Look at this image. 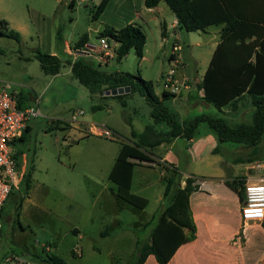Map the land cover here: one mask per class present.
I'll list each match as a JSON object with an SVG mask.
<instances>
[{"label": "rangeland", "instance_id": "rangeland-1", "mask_svg": "<svg viewBox=\"0 0 264 264\" xmlns=\"http://www.w3.org/2000/svg\"><path fill=\"white\" fill-rule=\"evenodd\" d=\"M109 1L111 6L95 20L94 12L102 0H0V22L10 23L12 30L22 35L20 41L0 36V87L22 95L24 108L34 105L30 94L40 100L41 116L29 122L31 131L22 146L28 161L26 174L31 170L30 181L25 177L14 189L12 198H18L17 203L11 201L4 206L11 214L15 230L20 229L21 222L31 227L29 241L34 243L39 258L25 253L24 261L28 264H45L49 255L63 258L66 264H133L137 257L136 241L145 234L149 223L145 224L168 202L160 200L166 189L161 169L146 166L144 162L134 165L132 185V193L146 200L144 209L122 201L109 180L122 146L138 142L139 138L132 137V130L138 133L154 125L150 105L138 93H126L122 98L92 95L69 73L67 60L72 58L62 52L59 43L63 37L74 46L87 36L92 46H98L105 39L99 37L101 33L106 28L122 27L140 11L138 7L143 0ZM163 6L173 16L165 3ZM141 17L148 21L151 14ZM136 24L147 35L148 61L139 60L132 50L121 61H111L105 69L110 73H131L152 83L158 96L165 91V75L172 67L169 59L174 46L182 47L176 54L185 63V67L177 69V77L183 80V75L190 77L196 72L200 77L222 30V26H212L206 32L180 31L177 39L173 31L170 37H163L161 27L155 22L146 24L138 19ZM109 42L115 44L111 38ZM38 53H56L62 61L60 74L46 75L36 59ZM94 65L99 66L97 62ZM166 104L175 111L172 100ZM81 111L79 123L71 125L68 121ZM253 111L250 98L246 97L236 112L231 107L220 111L212 106L204 114L223 117L230 125H236L252 123ZM91 124L112 131L114 139L91 134ZM218 146L224 151L223 160L230 163L235 157L264 163V135L253 147L234 143ZM238 148L240 152H236ZM76 229L82 234L81 239L76 238ZM102 232L107 235L102 236ZM149 240L147 235L140 241ZM3 243L10 244L7 240ZM47 243L52 246V252L41 248ZM77 246L82 252L79 256L74 254ZM0 264L7 263L1 260Z\"/></svg>", "mask_w": 264, "mask_h": 264}, {"label": "trees", "instance_id": "trees-1", "mask_svg": "<svg viewBox=\"0 0 264 264\" xmlns=\"http://www.w3.org/2000/svg\"><path fill=\"white\" fill-rule=\"evenodd\" d=\"M108 3L109 0H102L94 12L95 20L99 19ZM161 3H165L174 13L181 31L206 32L212 26H222L219 43L198 86L204 93L202 100L220 111L231 107L236 112L240 102L248 97L254 111L250 124L230 125L225 118L208 114L181 121L166 104L175 95L164 91L159 97L154 92L152 83L131 73L107 72L89 59L69 62L73 77L92 95L104 97L110 90L130 87L131 93L142 96L152 109L154 125L147 126L143 134L132 130V137L139 138L138 142L122 146L109 176L121 200L140 209H144L147 202L132 193L135 163L131 159L139 162L152 161L150 149L164 143L169 144L177 138L191 140L201 125H206L214 133L220 145L234 143L253 147L258 145L264 135V0H145L144 5L153 9ZM0 36L21 40V34L8 30V23L4 20L0 22ZM99 37L111 38L118 43L117 61H121L132 50H135L139 60L144 57L147 35L138 25L128 24L119 30L106 28ZM86 39L87 36L83 37L77 46L84 45ZM36 59L46 75L57 76L60 73L62 61L58 56L38 53ZM123 105L126 106L125 103ZM20 107L22 108L21 103ZM160 125H165L168 130H158ZM30 131L28 126L19 140L17 159L25 155L22 146L27 142ZM219 151L218 146L214 153ZM243 163L251 164L254 161L249 159ZM163 168L166 172L164 197L168 202L156 217L149 242L142 243L138 240L137 257L133 264H144L150 255H154L159 264H168L182 245L196 238L190 197L199 190V186L195 185V180L187 178L185 186L181 187L182 175L174 168ZM25 177L29 180L31 170ZM244 183L245 178L235 179L227 185L244 199ZM262 226L264 228V221ZM185 230H188V234ZM45 264H66V261L49 255Z\"/></svg>", "mask_w": 264, "mask_h": 264}, {"label": "crops", "instance_id": "crops-1", "mask_svg": "<svg viewBox=\"0 0 264 264\" xmlns=\"http://www.w3.org/2000/svg\"><path fill=\"white\" fill-rule=\"evenodd\" d=\"M144 3L145 0H143L138 7L140 8V11H137L134 17L127 19V22L116 30L122 29L128 24L137 25L136 21L142 19L146 24H148V21L158 24L162 29L163 37H170L171 32L173 31L174 36L178 39L181 30L178 27L176 16L174 14L173 16L169 14L165 6H163V3L153 9L146 8ZM111 4V1H109L107 8H109ZM141 14H151V18L148 17V19H146L148 21H145V19L141 17ZM8 30H12L10 23H8ZM220 33L212 46L209 55L210 57L206 61L207 67L204 73H202L200 77L199 72H196L195 75L193 74L190 77H188V75L186 76V74L183 75L182 79L187 80L188 82V89H183L182 92L177 95L178 97L175 96L170 99L175 106L174 112L178 115L181 121L191 120L212 108V105H209L202 100L204 96L203 91L196 90L195 86H199L203 80L213 53L219 43ZM81 39L74 46L63 37L59 39L62 52L72 58L68 59V62L74 63L77 60L71 56L73 49L91 45L90 40L87 37L85 44L78 47L77 44ZM51 54L56 55V53ZM147 54L148 42L145 48L144 57L141 60L142 62L148 61ZM174 55L175 54L173 53L170 56V66L174 65L173 62L177 57L180 58L179 55L176 54L177 57ZM90 60L93 64L94 62L99 64L97 58H92ZM181 63L180 68L185 67V63L183 61H181ZM68 66L69 73L72 75V68L69 64ZM195 66L198 67L196 61ZM102 69L107 71L105 67H102ZM195 83L198 84L196 85ZM183 92H186L185 96H183ZM34 95H29L30 100L33 101ZM21 104L22 106L24 104L22 98ZM201 126L197 130L193 139L187 140L177 138L169 144L164 143L155 148L159 149L160 152L159 154L153 153L154 155H151L152 161H145L143 163L146 166L161 169L162 177L166 175L163 166L176 169L177 172L182 174L183 181L181 187L185 186V180L187 178H192L195 180V185L199 186V190L194 192L190 197V208L196 225V238L193 241L182 245L168 264H264V228L262 223H249L244 225L241 219L240 209L244 202L245 194L244 199H241L239 193L232 190L227 185L228 182H233L235 179L248 178L252 173L250 170L251 166L254 163H257V161H254V163L251 164L243 163L250 158L239 159L238 157H235L231 163L227 160H223V156L221 155L224 152L223 150L219 151V153H214V150L218 148L219 145L216 136L208 127L201 128ZM158 127L163 128L162 131L168 130L165 125H160ZM76 128L81 129L80 127ZM200 130L203 132L202 136L200 135ZM144 132L145 129L138 133L143 134ZM178 149L179 153L174 152ZM236 152H240V149L238 148ZM181 157H183V160ZM130 161L135 164L140 163L135 159H131ZM242 163V166H238V164L241 165ZM199 164L202 165V168H200ZM27 166L28 161L26 163V168ZM179 167L183 169L181 170ZM204 168L206 170H204ZM207 174H214L215 177H207L210 176ZM133 183L134 180L132 185ZM14 191L15 190L12 191L4 206L11 201L18 202V198L15 196L12 198V195L15 194ZM164 199L165 198L163 197L160 200L164 202ZM166 205V203L162 205L158 214L164 210ZM19 207L21 208V205H19L18 208ZM19 215H21V213ZM156 217L157 216H153V218L145 224L147 225L149 223L148 228L146 229L145 234L143 233L139 236V239H137L136 248H138V242L141 240V237L147 235L150 237L151 230L156 222ZM2 218L3 228L0 233V250H2V253L0 255V261H5L7 257L12 256L17 257L25 264H28L24 261V256L27 252L33 254L36 258H39L36 255L37 251L34 247V243L29 241L30 225L23 224L19 218V221L21 222L20 229L15 230L14 226L11 224V214L6 212L4 207L2 210ZM137 227L140 228L141 226ZM185 233L188 234V230H185ZM75 234L77 239L82 238V234L79 230L76 229ZM104 234L105 232H102L101 235L104 236ZM3 240L9 241L10 244H4ZM41 248L44 251L52 252V246L48 243L42 244ZM144 264L159 263L154 255H150Z\"/></svg>", "mask_w": 264, "mask_h": 264}, {"label": "built area", "instance_id": "built-area-1", "mask_svg": "<svg viewBox=\"0 0 264 264\" xmlns=\"http://www.w3.org/2000/svg\"><path fill=\"white\" fill-rule=\"evenodd\" d=\"M86 2L88 0H80ZM113 42H115L113 40ZM118 43L111 45L109 38L101 39L98 46H85L83 48L73 49L71 56L74 59H92L99 60V66L105 67L111 61L117 59ZM182 47L174 46V54L181 51ZM174 55V56H175ZM76 60V61H77ZM167 75H165V91L172 95H179L183 89H188L187 80H180L176 71L180 68L181 60L177 57L174 60ZM21 96L15 93H9L4 87H0V233L3 228L2 210L11 195L12 191L22 182L26 175V156L23 155L17 159L16 155L20 148L19 140L29 126V122L41 116L39 97H33L34 105L32 107H20ZM83 115H73L68 122L79 123L78 117ZM90 133L114 139V133L104 127L90 125ZM251 175L245 179L244 194L245 199L240 209L241 219L244 225L249 223H262L264 221V163H254L251 168ZM74 254L81 255L79 246L75 248ZM7 264H25L17 257H7Z\"/></svg>", "mask_w": 264, "mask_h": 264}, {"label": "water", "instance_id": "water-1", "mask_svg": "<svg viewBox=\"0 0 264 264\" xmlns=\"http://www.w3.org/2000/svg\"><path fill=\"white\" fill-rule=\"evenodd\" d=\"M126 93H131L130 87L117 88V89L110 90L106 93V96H118V95H124Z\"/></svg>", "mask_w": 264, "mask_h": 264}]
</instances>
